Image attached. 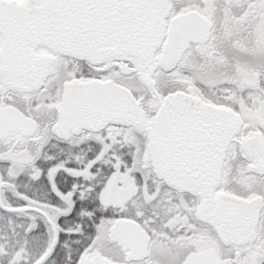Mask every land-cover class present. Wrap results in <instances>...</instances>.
I'll list each match as a JSON object with an SVG mask.
<instances>
[{
    "label": "snow or ice",
    "instance_id": "obj_1",
    "mask_svg": "<svg viewBox=\"0 0 264 264\" xmlns=\"http://www.w3.org/2000/svg\"><path fill=\"white\" fill-rule=\"evenodd\" d=\"M0 264H264V0H0Z\"/></svg>",
    "mask_w": 264,
    "mask_h": 264
}]
</instances>
